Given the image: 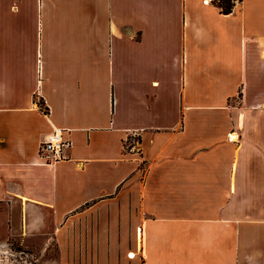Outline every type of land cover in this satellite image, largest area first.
Returning <instances> with one entry per match:
<instances>
[{"label":"crops","instance_id":"1","mask_svg":"<svg viewBox=\"0 0 264 264\" xmlns=\"http://www.w3.org/2000/svg\"><path fill=\"white\" fill-rule=\"evenodd\" d=\"M217 1L0 0V264H264V0Z\"/></svg>","mask_w":264,"mask_h":264},{"label":"built area","instance_id":"2","mask_svg":"<svg viewBox=\"0 0 264 264\" xmlns=\"http://www.w3.org/2000/svg\"><path fill=\"white\" fill-rule=\"evenodd\" d=\"M236 141L233 137L230 138ZM72 148V141L67 132L63 130L54 131L45 141L40 144L39 156L49 164H55L67 159V153Z\"/></svg>","mask_w":264,"mask_h":264},{"label":"rangeland","instance_id":"3","mask_svg":"<svg viewBox=\"0 0 264 264\" xmlns=\"http://www.w3.org/2000/svg\"><path fill=\"white\" fill-rule=\"evenodd\" d=\"M3 261L9 264H42V259L38 257L32 258L28 257L27 254H22L21 256L10 257L9 259H3Z\"/></svg>","mask_w":264,"mask_h":264},{"label":"trees","instance_id":"4","mask_svg":"<svg viewBox=\"0 0 264 264\" xmlns=\"http://www.w3.org/2000/svg\"><path fill=\"white\" fill-rule=\"evenodd\" d=\"M215 4L221 9L224 14L232 13L235 6L234 0H219Z\"/></svg>","mask_w":264,"mask_h":264},{"label":"bare ground","instance_id":"5","mask_svg":"<svg viewBox=\"0 0 264 264\" xmlns=\"http://www.w3.org/2000/svg\"><path fill=\"white\" fill-rule=\"evenodd\" d=\"M234 140H236L237 139V136H234V138H233Z\"/></svg>","mask_w":264,"mask_h":264}]
</instances>
